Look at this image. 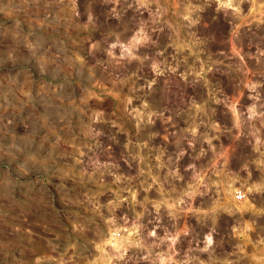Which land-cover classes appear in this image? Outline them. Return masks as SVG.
Masks as SVG:
<instances>
[{"label": "rangeland", "instance_id": "obj_1", "mask_svg": "<svg viewBox=\"0 0 264 264\" xmlns=\"http://www.w3.org/2000/svg\"><path fill=\"white\" fill-rule=\"evenodd\" d=\"M256 30L264 44V0H0V264H192L186 255L207 250L188 239L205 208L182 186L190 205L179 209L161 171L169 164L183 184L191 170L221 178L214 159H264V105L252 104L264 91V48L241 41ZM253 128L257 146L236 143ZM146 184L159 203L142 204ZM115 201L132 214L159 204L147 232L168 258L127 256L153 245L139 242L138 225L112 228L139 222L113 218ZM179 234L188 243L175 250Z\"/></svg>", "mask_w": 264, "mask_h": 264}, {"label": "built area", "instance_id": "obj_2", "mask_svg": "<svg viewBox=\"0 0 264 264\" xmlns=\"http://www.w3.org/2000/svg\"><path fill=\"white\" fill-rule=\"evenodd\" d=\"M247 111L248 109H246L244 113L252 112L250 115L248 114L249 116L247 115L250 123L253 120H257L260 111L258 114L255 112L256 110ZM241 118L243 123L240 125L241 128H243L245 120L242 116ZM255 130L257 129L253 128L251 130V139H248V134L244 132L243 136L236 140V143H239L241 146H248V141H251V146H257L256 133H253ZM188 143L193 144V141L190 140ZM190 155L192 156V153H190ZM187 161L189 162L186 167L193 169L195 166L194 161L191 159ZM237 162L243 163L238 168L240 172H243L242 178H240L241 180H236L235 163ZM210 168L216 169L222 174V177L215 178L217 177L216 175L209 174L207 177H203L202 181H199L202 176L199 173H193V170H191V172H189V180H185L183 184L178 182V187L180 186L178 190L181 195L184 192L182 186H185V191H187L186 193L190 196V200H196L199 202V205L205 208L202 213H198L201 214L200 218H205L204 220L207 222L211 217L216 220V229L213 228V231L209 230V239H207L205 234L189 235L190 237L188 239L192 240L194 243H196L198 238L207 246V250L202 252L203 254L201 253L198 255L197 253L195 257H199L200 262L204 260L207 264H264V254H261V252L264 251V159H214V163H210ZM229 174H233V177H228ZM232 178H236L234 185L237 183L239 184L227 190L226 184L230 182ZM178 180H181L179 172ZM192 187H196L197 190L190 194ZM220 193L223 197H220ZM181 199H183V196ZM204 199L207 201V204H203ZM180 201L178 204H183V200L182 202ZM189 202H186V205L187 203L189 204ZM226 202L229 204H225ZM186 205L183 209L186 208ZM119 207L120 203L115 201L110 204V206H107L106 209L113 212V218L115 217L116 220L118 219V214L122 215L125 213V216L132 214L130 208L124 210ZM147 210L148 209H146V211ZM159 212L160 211L156 213V216H158ZM99 213L102 217H105L101 212ZM141 213L144 214L145 211L141 210ZM156 216V219H161V217ZM133 217L135 216L133 215ZM135 218L137 220V217ZM193 218L194 219L190 222L191 229L198 226L195 225L199 220L197 214H195ZM193 225L194 227H192ZM87 226L88 224L84 225V227H86L84 228L85 235H93L94 233L98 235V233L94 230H90ZM144 226L148 225L145 224ZM226 229L227 231L229 230L227 234L224 232ZM231 243H235V246L231 247ZM142 249L144 250V254L141 256H144L147 253V248L145 249L144 244ZM109 252H113V249ZM128 253L130 258L132 251L129 249ZM141 256L140 258L139 256L137 257L142 259ZM221 257L222 260H220ZM75 263L77 264L78 262ZM99 264H102V262H99Z\"/></svg>", "mask_w": 264, "mask_h": 264}, {"label": "bare ground", "instance_id": "obj_3", "mask_svg": "<svg viewBox=\"0 0 264 264\" xmlns=\"http://www.w3.org/2000/svg\"><path fill=\"white\" fill-rule=\"evenodd\" d=\"M256 111L255 112H257V114H258V110L256 109V108H254ZM260 110V109H259ZM242 122V121H241ZM139 171H140V167H139ZM141 172V171H140ZM140 172H138V173H140ZM150 173V172H149ZM143 177H145V176H143ZM196 179V178H195ZM233 179V178H232ZM232 179L230 180V182H228L227 184H226V189L227 190H229L230 188H229V186L231 185V184H234V181H232ZM233 183H232V182ZM146 182L144 181H141L140 182V185H144ZM187 184H188V182H187ZM186 184V185H187ZM146 186H147V190L145 191V193L143 194V196H141V194L139 195V197H141V200H142V204H145V202H146V200H147V196H151V195H158V193L156 192V191H153V190H149L148 189V184H146ZM179 189H180V186H179ZM172 190V189H171ZM182 190V189H181ZM197 190V188L196 187H192L191 188V191H190V194L191 193H193V192H195ZM174 192V190L170 193V194H172ZM182 196L183 195H181V193H180V191H179V200L182 198ZM152 198H151V202L153 203V204H156V203H159V200H157V199H154V196H151ZM172 197V196H171ZM156 198V197H155ZM183 204L184 203H186V200L184 199V197H183ZM204 203L203 204H207V201L204 199V201H203ZM141 203V202H140ZM188 204V203H187ZM177 205V204H176ZM176 205H175V208H176ZM186 205V204H185ZM185 205H183V206H181V207H179V208H183ZM160 206H159V204H157V205H155V207L153 208V210H150V209H148L144 214H142L141 212H138L137 210H135L134 209V211H133V214H134V216L135 217H137V220L139 221L138 223H133L131 226H126V227H132V228H134L135 227V225H138V227H139V229L137 228V230H138V232H139V234H140V240H139V242H142V241H148L149 242V244L148 245H153L152 246V248H153V251H152V253H146L144 256H141V258L143 259L142 261L144 262V261H150L152 258H155V259H158V258H160V255H159V253H162V255H161V258H166V256H167V258H168V247H165L164 245H165V241H163V240H161V239H159V242H155V243H153L152 241H151V239L149 238L150 236L148 235V234H150V232L148 231L147 232V230L149 229V226H150V224H148V222H147V220L149 219V218H154V216L152 215V211H157L158 209H156V208H159ZM234 207V206H233ZM136 211V212H135ZM157 213V212H156ZM172 216L175 218V223H174V225H173V229H175V226H177V221H176V216H177V214L175 213H173L172 214ZM157 217H161L162 218V214H158V216ZM199 217V220L195 223V225H198L197 227H194V225L192 226V227H194V228H192V229H190V232H191V235H196V234H205V236L207 237V239H209V230L210 231H213V228L214 229H216L215 228V226H216V220H215V218H213L212 219V217L210 218V220H208V222L206 221V220H204L205 218H200V216H198ZM204 220V221H203ZM145 221V222H144ZM148 225V226H144V225ZM116 227H120V228H126L125 226H115V227H112V228H116ZM230 227H234V226H230ZM205 229H207V231H208V235H207V233H204L205 232ZM123 233V232H122ZM119 234H118V231H116V233H115V236H118ZM93 236H96V234L94 233L93 234ZM120 236L122 237V235L120 234ZM120 240H122V238L121 239H115V241H111V244H113L114 246H116L117 248H120V246H121V244H120ZM206 242V241H205ZM163 243H164V245H163ZM155 245H157V246H159V248H156L155 247ZM163 248H165V249H163ZM175 248V250H177V248H176V246L174 247ZM145 249H146V247H145ZM159 251V252H158ZM109 254H114V253H112V252H108ZM108 253H105L106 254V256H110ZM127 253V256H129V253L128 252H126ZM125 253V254H126ZM112 257H118L117 255H111ZM138 255H137V252H132L131 253V256H130V258L132 259V261H135L136 262V260L137 259H139L138 257H137ZM196 259H195V261L197 262V264H207V263H205V262H201V263H198L199 262V257H195ZM112 259V258H111ZM204 261V260H203Z\"/></svg>", "mask_w": 264, "mask_h": 264}, {"label": "flooded vegetation", "instance_id": "obj_4", "mask_svg": "<svg viewBox=\"0 0 264 264\" xmlns=\"http://www.w3.org/2000/svg\"><path fill=\"white\" fill-rule=\"evenodd\" d=\"M253 32V36L252 37H248L247 36V34L244 32V33H242L241 34V41L243 42V44H242V48L245 50V49H251L252 51H256L257 49L258 50H261V49H263L264 48V44L262 43V33H260V31L259 30H256V31H252ZM228 58L230 59L231 58V56H228ZM229 63H231V61H229ZM250 69H251V75H250V77H252V78H254V79H256V77H258V76H260V74H259V72H258V68H257V66H256V60H255V62H253V64H251V67H250ZM227 72H228V75H229V77L231 78L232 77V74H231V70L230 69H228L227 70ZM264 91H262V92H256L257 94L255 95H253V97H255L254 99V101H253V103L252 104H256V105H258V107L259 106H263L264 105V102L262 101V102H257L256 100H262L263 98H264V93H263ZM250 96V95H249ZM248 95L247 96H245V97H249ZM264 100V99H263ZM145 114H148V112L147 113H145ZM161 163H159L158 165L157 164H155V165H152V169H153V174H154V177L155 176H157L156 175V173H159L160 171H161ZM164 168H165V170H162L161 172L163 173V176H164V174H165V177L167 178V180H168V182H170V185H172L173 186V190H174V192L175 191H179L178 189H179V187H178V181L177 182H171V181H173L167 174L168 173H170V174H172L175 170H170V165L169 164H166L165 166H164ZM172 169V168H171ZM150 172V171H149ZM170 179V180H169ZM175 181V180H174ZM176 185V186H175ZM175 188H176V190H175ZM178 193V192H177ZM178 197H179V194H178ZM190 235V234H189ZM187 243H188V240L187 239H184V237L183 236H181L180 234H179V247H177V249L178 250H180V249H184L185 247H184V245L186 244L187 245ZM186 257H188V258H191L192 259V261H191V263L192 264H197V262L195 261V259H194V257H193V255H186Z\"/></svg>", "mask_w": 264, "mask_h": 264}]
</instances>
